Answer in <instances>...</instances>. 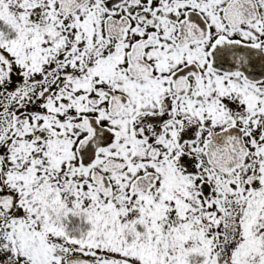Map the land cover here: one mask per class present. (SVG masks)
Here are the masks:
<instances>
[{"label": "snow or ice", "instance_id": "snow-or-ice-1", "mask_svg": "<svg viewBox=\"0 0 264 264\" xmlns=\"http://www.w3.org/2000/svg\"><path fill=\"white\" fill-rule=\"evenodd\" d=\"M0 264H264V0H0Z\"/></svg>", "mask_w": 264, "mask_h": 264}]
</instances>
